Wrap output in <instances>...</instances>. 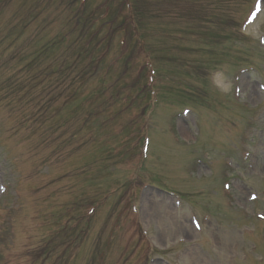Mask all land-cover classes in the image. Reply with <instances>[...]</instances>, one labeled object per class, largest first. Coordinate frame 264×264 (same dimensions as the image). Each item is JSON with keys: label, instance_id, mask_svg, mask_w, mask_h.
I'll list each match as a JSON object with an SVG mask.
<instances>
[{"label": "rangeland", "instance_id": "374dc122", "mask_svg": "<svg viewBox=\"0 0 264 264\" xmlns=\"http://www.w3.org/2000/svg\"><path fill=\"white\" fill-rule=\"evenodd\" d=\"M32 1L17 15L36 14ZM130 1L150 55L125 0H68L80 33H64L55 56L82 46L100 73L63 82L44 53L18 104L29 75L15 53L42 36L9 31L0 1V178L13 184L0 193V264H264V0L249 20L255 0Z\"/></svg>", "mask_w": 264, "mask_h": 264}, {"label": "bare ground", "instance_id": "6f19581e", "mask_svg": "<svg viewBox=\"0 0 264 264\" xmlns=\"http://www.w3.org/2000/svg\"><path fill=\"white\" fill-rule=\"evenodd\" d=\"M261 13H262V11H261L259 14H261ZM215 82H216L217 85H219V86H221V87L225 86V85H224V81L222 80L221 76H216ZM244 83H245V82H244ZM245 85H246V84H245Z\"/></svg>", "mask_w": 264, "mask_h": 264}]
</instances>
